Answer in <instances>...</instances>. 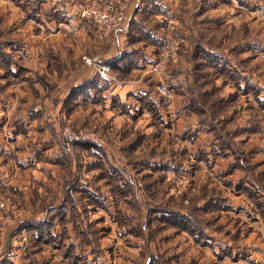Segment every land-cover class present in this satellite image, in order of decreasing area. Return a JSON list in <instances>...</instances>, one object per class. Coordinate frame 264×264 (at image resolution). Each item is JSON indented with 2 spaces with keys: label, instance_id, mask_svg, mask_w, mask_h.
<instances>
[{
  "label": "rangeland",
  "instance_id": "obj_1",
  "mask_svg": "<svg viewBox=\"0 0 264 264\" xmlns=\"http://www.w3.org/2000/svg\"><path fill=\"white\" fill-rule=\"evenodd\" d=\"M108 4L122 21L103 34L82 14ZM178 4L131 18L129 0H0V264H198L224 194L249 206L233 221L264 232V0ZM72 16L86 41L59 25ZM111 81L144 83V95L128 94L131 108L111 95L105 115ZM187 109L215 145L193 157L198 174Z\"/></svg>",
  "mask_w": 264,
  "mask_h": 264
},
{
  "label": "crops",
  "instance_id": "obj_2",
  "mask_svg": "<svg viewBox=\"0 0 264 264\" xmlns=\"http://www.w3.org/2000/svg\"><path fill=\"white\" fill-rule=\"evenodd\" d=\"M170 2L172 3L171 5L169 4ZM181 6H182L181 4H178V0H129L131 18H136V15L140 13L146 12L148 14L149 12H151V10H153V8H158V10H160L161 12L167 10V13L170 16L172 14L174 15V11L178 10V8ZM60 7L63 8L62 6ZM82 20L83 19H81L80 17H74V16L69 17V18H62L59 21V25L60 26L62 25L63 28L65 27L68 28V26H73L75 30L74 33H76L77 35L76 37L79 36L81 38L80 40L83 42V41H86L87 38H85L84 36L85 35L84 34L85 22ZM127 34H128V29L119 33L117 37L112 40L115 50L118 48L120 52L122 51L126 52L132 49L129 47L126 41ZM63 35H65L64 29H62V36ZM134 49L138 50L139 47H135ZM140 50L145 51L143 46H141ZM108 85H109L108 89L105 91L106 93L104 94L105 99H106L104 100L105 101V107H104L105 115H107V113L108 114L112 113V110H113L112 104L110 105L111 106L110 109L108 107V104H109L108 98L111 95H118L120 101L121 102L125 101V105H127L129 108L132 107V104L130 103H133V101L129 100L128 94L138 95L137 93H141L142 95H144V91H142V89L145 88V85L144 83H140L139 81H131V82L130 81H123V82H112L111 81L110 83H108ZM155 99L157 98H153L152 101L156 102L157 100ZM127 110L131 112V109H127ZM172 113H173L172 117L177 116L175 115L174 112ZM120 114L121 116H124L125 112H120ZM179 116L180 115H178V117ZM184 118L186 120L185 122L188 124L186 125L185 131L187 134L186 141L189 142V146L191 147V148H188L189 154L191 157V165H192V168L195 167L194 173L198 174L200 172L198 171V169H202L203 167V166H200V164L202 165V161L193 159V157L196 155V153H205L207 158L211 157L210 153H213L212 151L214 150L213 148L215 145L213 144L205 145L202 143V140L205 137L204 136V133H205L204 124L205 123L202 121V119L198 118L196 113H194L191 109L190 110L187 109V112L184 115ZM186 154L187 152H185V155ZM217 159L218 158L216 157V163L214 159H209V162L211 163L209 164V167L211 165L212 169L216 170L215 174H218V177L224 180L225 175H223L222 172L219 174V171H218L219 167L221 169L224 168L223 163L217 161ZM216 182L218 183L219 181H216ZM239 199H240V195H235V194H224L223 195V199H222L223 206L224 205H227V206L226 207L224 206L223 208L218 209V211L221 214L220 216H218L216 220V224L220 225V229L217 231L216 230L212 231L210 227H208L209 229H206L207 232H211V233L215 232L214 235H217V236L212 235L214 239L208 240L207 243L204 244V246H201L199 250L200 252L196 249H195V252H196L195 254H193L192 252L191 256L193 257V255H196L197 262L199 261L198 264H212L211 262L212 260L208 256L209 252L207 251V250H210V245L213 246L216 250L217 249L220 250L219 252L216 251L217 254L219 253L218 254L219 257H218V260H214L215 263L213 264H250V262L263 261L264 259V237H263L264 232L262 230L260 220L259 221L253 220L252 223H248L250 226L247 225L246 227L242 226L243 222H240V220L237 223L233 221V218H236V216L240 218V211H244V208L246 209L247 207H249L247 206L246 203L244 206V202ZM240 201H241V204H240ZM237 207H241V209L239 208L238 210H236ZM256 217L257 216H255L254 218ZM248 228L250 230L245 232V230ZM214 248L213 250H215Z\"/></svg>",
  "mask_w": 264,
  "mask_h": 264
},
{
  "label": "built area",
  "instance_id": "obj_3",
  "mask_svg": "<svg viewBox=\"0 0 264 264\" xmlns=\"http://www.w3.org/2000/svg\"><path fill=\"white\" fill-rule=\"evenodd\" d=\"M93 7L94 6H91L90 9L83 11L82 15L83 16L89 15L91 18H93V20L96 23L97 29L101 33L106 34L107 32H112V31L116 32L122 21V12L118 9L119 7L117 8V6H114L113 4H108L103 10ZM157 67L158 64L154 66V70H156ZM157 89L165 99L169 100L172 98L173 95L171 91L168 90L163 85H158ZM176 181L177 184H180L184 189L187 186L191 185L189 179L185 176H181L180 178H177Z\"/></svg>",
  "mask_w": 264,
  "mask_h": 264
},
{
  "label": "trees",
  "instance_id": "obj_4",
  "mask_svg": "<svg viewBox=\"0 0 264 264\" xmlns=\"http://www.w3.org/2000/svg\"><path fill=\"white\" fill-rule=\"evenodd\" d=\"M129 53H126V55H128ZM126 57V56H125ZM112 63H114V65H112ZM112 63H110V65L111 66H113V67H118V68H120V62L119 61H115V60H113L112 61ZM172 214V213H171ZM173 218L172 219H176V221L175 222H173V224L174 225H176V226H185V225H187V218H185L184 216H182V215H179V214H176V213H173Z\"/></svg>",
  "mask_w": 264,
  "mask_h": 264
},
{
  "label": "bare ground",
  "instance_id": "obj_5",
  "mask_svg": "<svg viewBox=\"0 0 264 264\" xmlns=\"http://www.w3.org/2000/svg\"><path fill=\"white\" fill-rule=\"evenodd\" d=\"M90 62H91V61H90ZM90 62H89V63H90Z\"/></svg>",
  "mask_w": 264,
  "mask_h": 264
}]
</instances>
